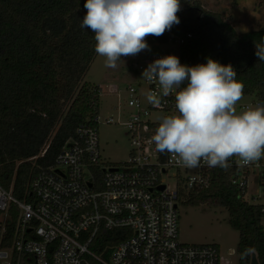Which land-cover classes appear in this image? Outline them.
Returning <instances> with one entry per match:
<instances>
[{
  "label": "built area",
  "instance_id": "2783aa9c",
  "mask_svg": "<svg viewBox=\"0 0 264 264\" xmlns=\"http://www.w3.org/2000/svg\"><path fill=\"white\" fill-rule=\"evenodd\" d=\"M166 32L177 43L175 56L180 60L179 45L185 37ZM167 55L174 53L154 54L137 69L144 72L154 60ZM143 79L125 88L129 95L125 105L118 87L109 88L118 96L112 104L114 113L102 117L98 111L81 123L76 137L65 143L54 163L38 166L24 198L13 193V184L7 189L0 183V264H222L217 244L178 239L179 203L209 187L215 167L202 161L188 168L177 163L174 154L156 149L151 137L161 118L178 114L175 94L165 97L158 80ZM99 87L100 97L105 91ZM149 93L160 97L158 105L149 102ZM256 104L260 102L241 103L236 110L239 113ZM101 122L125 126L131 144L125 161L102 160ZM229 168L236 173L228 181L249 201L251 176L264 181V156L248 164L233 156ZM172 177L171 185L167 180ZM258 204L264 223V204ZM121 227L130 231L126 238L100 250L92 247L102 229Z\"/></svg>",
  "mask_w": 264,
  "mask_h": 264
},
{
  "label": "trees",
  "instance_id": "16d2710c",
  "mask_svg": "<svg viewBox=\"0 0 264 264\" xmlns=\"http://www.w3.org/2000/svg\"><path fill=\"white\" fill-rule=\"evenodd\" d=\"M85 2L0 0V183L7 189L13 184L20 198L38 166L53 164L65 143L76 137L78 126L99 111L100 87L84 80L96 55L94 33L81 27ZM180 3V23L169 30L185 37L179 45L180 63L195 66L211 58L231 64L245 86L244 95L264 103V60L256 55V45L264 44V28L238 31L201 0ZM232 173L235 168H213L211 185L195 191L187 202L227 209L229 224L239 232L238 264H249L252 253L264 264L261 204L244 199L228 181ZM129 232L124 227L102 229L92 247L116 244Z\"/></svg>",
  "mask_w": 264,
  "mask_h": 264
},
{
  "label": "clouds",
  "instance_id": "9594fccd",
  "mask_svg": "<svg viewBox=\"0 0 264 264\" xmlns=\"http://www.w3.org/2000/svg\"><path fill=\"white\" fill-rule=\"evenodd\" d=\"M82 28L94 33L95 52L115 67L121 57L149 49L146 37H159L180 23V0H86ZM264 60V44L256 45ZM156 79L165 97L175 94L178 114L164 116L151 137L156 149L178 157L188 168L229 167L238 156L248 164L264 156V103L237 112L244 94L243 82L231 64L207 58V63L188 66L175 55L154 60L143 72ZM148 100L160 103L156 93Z\"/></svg>",
  "mask_w": 264,
  "mask_h": 264
},
{
  "label": "rangeland",
  "instance_id": "374dc122",
  "mask_svg": "<svg viewBox=\"0 0 264 264\" xmlns=\"http://www.w3.org/2000/svg\"><path fill=\"white\" fill-rule=\"evenodd\" d=\"M207 9L222 12L224 18L230 20L238 31L264 28V0H201ZM149 49L142 50L135 56L121 57L115 67L106 64V58L95 55L90 67L86 71L84 80L99 86L114 85L120 91V100L125 105L129 97L125 88L129 83L137 86L144 82L143 72L137 65L154 54H177L178 45L171 35L166 39L155 36L145 38ZM105 92L99 97V114L102 117L114 113L112 104L116 103L118 96ZM145 93V87L142 90ZM256 98L253 95H244L237 105L250 103ZM157 115V113H153ZM121 120H124L121 117ZM126 128L121 123L99 124L100 151L103 161L118 163L129 157L131 144L126 135ZM42 153V152H41ZM238 157V156H236ZM174 170H172L173 172ZM252 175L247 184V198L249 201L264 204V181ZM175 178L168 179L173 184ZM178 239L183 243H215L220 249L222 264H238L237 243L238 230L231 227L228 222V211L224 207L212 206L206 203L193 205L189 202L179 203Z\"/></svg>",
  "mask_w": 264,
  "mask_h": 264
},
{
  "label": "water",
  "instance_id": "95a60500",
  "mask_svg": "<svg viewBox=\"0 0 264 264\" xmlns=\"http://www.w3.org/2000/svg\"><path fill=\"white\" fill-rule=\"evenodd\" d=\"M163 187L164 186L162 185L161 188H163ZM250 264H259V261H258L256 253H252Z\"/></svg>",
  "mask_w": 264,
  "mask_h": 264
},
{
  "label": "crops",
  "instance_id": "0c3cea01",
  "mask_svg": "<svg viewBox=\"0 0 264 264\" xmlns=\"http://www.w3.org/2000/svg\"><path fill=\"white\" fill-rule=\"evenodd\" d=\"M102 88H103V90L105 91V90H107V89H105V87L106 88H114V87H117V86H114V85H106V86H101ZM116 102H117V100H116ZM218 245V244H217ZM219 247V246H218Z\"/></svg>",
  "mask_w": 264,
  "mask_h": 264
}]
</instances>
